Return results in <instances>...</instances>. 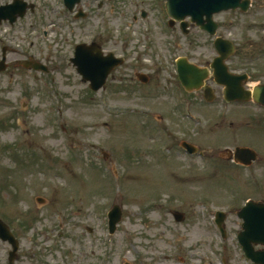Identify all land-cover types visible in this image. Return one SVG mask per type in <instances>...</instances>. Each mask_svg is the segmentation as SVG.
Wrapping results in <instances>:
<instances>
[{
	"label": "rangeland",
	"instance_id": "obj_1",
	"mask_svg": "<svg viewBox=\"0 0 264 264\" xmlns=\"http://www.w3.org/2000/svg\"><path fill=\"white\" fill-rule=\"evenodd\" d=\"M26 1L34 13L13 26L0 24V61L7 51L0 73V221L20 243L13 264H246L233 210L245 199L264 200V131L258 130L264 112L235 106L222 117L217 85L216 104L199 96L193 111L207 122L181 120L176 109L182 94L176 61L190 56L194 62L199 51V65H205L210 38L196 29L186 37L168 28L163 11L153 8L158 0H83L88 17L81 20L63 0ZM9 2L0 0V7ZM216 19L239 45L233 69H248L250 86L264 82V0L246 16L230 12ZM93 41L127 57L115 80L97 93L71 63L75 48ZM32 59L48 73L26 70L22 63ZM140 73L149 77L147 85L136 82ZM191 123L201 135L193 134ZM185 139L210 151L206 160L252 146L258 162L246 175L233 168L227 176L218 171L225 182L203 181L177 168L189 160L162 154L163 146ZM204 164L199 160L200 169ZM115 205L123 219L110 235ZM217 211L229 215L226 238L215 224ZM174 212L186 220L177 222ZM12 251L0 239V264H10Z\"/></svg>",
	"mask_w": 264,
	"mask_h": 264
},
{
	"label": "water",
	"instance_id": "obj_2",
	"mask_svg": "<svg viewBox=\"0 0 264 264\" xmlns=\"http://www.w3.org/2000/svg\"><path fill=\"white\" fill-rule=\"evenodd\" d=\"M81 0H66V6L72 11L77 3ZM242 0H169L168 12L169 15L178 21H182L187 17H191L192 21L201 25V27L210 32L216 33L217 25L213 22V15L228 9H237L242 7L243 10L248 9V2L241 4ZM27 10V5L21 0H15L13 5L7 7H1L0 9V22L2 20H9L11 24L17 21L18 16L24 17ZM207 18V21L204 18ZM186 25H184L185 27ZM216 49L218 50L221 58L217 59L213 65L215 69V77L218 83L226 86L225 97L228 101L231 100H249L252 96L254 100L264 106V86L256 88L255 93L250 94L243 93L240 86L241 81L227 73V69L224 66V60L229 55L234 53V47L231 43L224 40H218L216 43ZM78 73L82 76L84 82H89L93 91H99L105 84L108 75L121 62L114 59L113 55L104 57L101 53V49L96 44L92 46L80 45L76 48L75 58L72 60ZM179 76L182 84L188 89L196 86L197 88L203 84V80L207 77V74L203 71L198 72V69L193 65H188L185 60L179 63ZM26 66H31L36 70H45L43 66L37 64L28 63ZM6 57L0 64V73L6 70ZM197 74L199 75L197 77ZM210 96V94H208ZM250 150H239L238 152L243 155ZM260 212V213H259ZM259 213L258 216H256ZM242 218L246 220L245 233L242 238V245L248 256L252 258L256 263L264 264V253H255L253 249L254 244L261 243L264 245V204L253 202L249 204L240 214ZM110 218V232L115 233L117 225L122 220V209L119 206H115L113 211L109 215ZM178 218H184L182 215H178ZM249 235V237H247ZM0 238L4 242H9L14 247L12 256H15L19 249V243L15 240L11 234L9 227L0 222Z\"/></svg>",
	"mask_w": 264,
	"mask_h": 264
},
{
	"label": "flooded vegetation",
	"instance_id": "obj_3",
	"mask_svg": "<svg viewBox=\"0 0 264 264\" xmlns=\"http://www.w3.org/2000/svg\"><path fill=\"white\" fill-rule=\"evenodd\" d=\"M254 3L255 2H257V0H252ZM213 58H214V55H213V53H211V54H208L207 55V61H206V63H205V65H202V64H200L199 65V51H198V53H197V57H196V64L198 65V67L200 66V67H208L209 66V64L211 63V61L213 60ZM234 59L235 58H232L230 61H229V69H230V71L231 72H233V73H236V74H247L248 75V77H247V79L245 80V81H242L241 82V85H242V88L245 90V91H247V92H251V91H253L254 89H255V85L254 86H250L249 85V83L250 82H253L252 81V79H254L253 78V75H252V73H250V71H248V69H241V70H239V71H237V70H234L233 69V65H232V62L234 61ZM210 67V66H209ZM113 78H115L114 77V75H113ZM136 82H138V81H136ZM178 82H179V80H178ZM215 82V80L213 79V78H209V80H207L206 82H205V86H204V88L207 86V87H211L212 89H213V91H214V89L215 88H222V89H224L223 87H221V86H219V85H217L216 83H214ZM180 84V83H179ZM261 84H264V82H261L260 83V85ZM214 85H217V87L216 86H214ZM204 88H202L200 91H198L197 93H195V95H197V97L195 98V99H192V100H190L191 98H184L185 99V102H187V104L190 106V108H192L193 110L195 109V107L197 106V104H199V96H200V98H202L203 100H204V102L206 103L207 102V100L204 98ZM216 90V89H215ZM200 94V95H199ZM223 94H224V90H223ZM194 95V94H193ZM193 95H192V97H193ZM217 92L215 93V91H214V98H213V103L212 104H208V105H210L211 107H213V105L214 104H216V102L218 101L217 100ZM222 98H223V96H222ZM198 100V101H197ZM210 106H208V107H210ZM235 106H237V108H248V107H250L251 109H254L255 111H260V112H264V108L263 107H261L260 105H257V104H255V103H253V102H250V103H244V104H242V103H234V104H227V103H225L224 102V105H223V107L225 108V113L222 115V117H225L227 114H228V112L230 111L228 108H231V107H235ZM177 109V111L178 112H180V116H181V120L182 119H184V117H183V115H182V109L179 107H177L176 108ZM196 112V111H195ZM196 115H197V117L200 119V122H207L206 121V118H205V116L204 115H201V114H199V113H197L196 112ZM212 115H215L214 117L212 116ZM211 115V117L212 118H216V119H218V117H219V115H217V114H215V113H213ZM262 117V115L261 116H259L258 118H261ZM205 126V125H204ZM261 129V127H259V129L258 130H260ZM197 129H192V131L194 132L193 134L195 135V136H198V135H201V133H202V131L201 130H199V131H196ZM192 134V135H193ZM193 135V136H194ZM183 142V141H182ZM182 142L181 143H179V145L180 144H182ZM184 144H186V145H188V147H189V149H190V151H194V150H197L199 153L200 152H204V153H209L210 151H206V150H202V147H200L198 144H196V143H194L193 142V140H185L184 141ZM179 145H171L170 147H169V149H170V151H172V152H176L177 153V156H173V158L174 159H177V158H179V159H181L180 158V156H182L183 158H185V160H188V158H187V155L185 156L184 154H182L181 153V151H179V148H180V146ZM195 147H194V146ZM250 147H252V146H250ZM209 150H212L211 148L209 149ZM226 151H224V155L226 156V158H220V157H218V156H216L215 154L213 155V154H211V156H210V159L211 160H213V161H215V166L214 167H216L219 171H223L222 172V175H224L225 176V174H223V173H228V174H226V176L227 175H231L232 173L230 172L232 169H233V167L234 166H237V169H239L241 172L243 171V175H244V173H245V175H246V173L247 172H249L250 171V169L252 168V165H253V163H251L252 165L251 166H245V165H242V164H237L235 161H234V159H235V157H237L238 159H244V160H248L249 158H248V156H242V155H238V156H236V154H235V152H233V151H231V150H229V149H225ZM218 153H220V151L218 152ZM258 158V157H257ZM218 161V162H217ZM224 161H226V162H229V163H232L233 165H231V166H229V165H225V166H223V164L221 163V162H224ZM175 163H177V161H175ZM196 164L198 163V162H195ZM178 164V163H177ZM182 164V163H181ZM177 168L179 169V170H181L182 168H185V165L184 166H182V165H178L177 166ZM227 168H232V169H227ZM236 168V167H235ZM222 175H220V174H218V172H216L215 173V176H214V178H216V179H220V180H228V179H226L224 176H222ZM248 180H250V182H251V180H252V178H249Z\"/></svg>",
	"mask_w": 264,
	"mask_h": 264
}]
</instances>
